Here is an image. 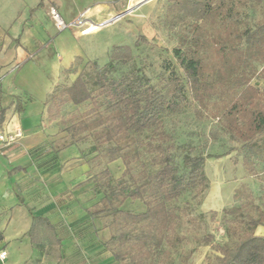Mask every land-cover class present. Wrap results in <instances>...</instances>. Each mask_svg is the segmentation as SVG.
Here are the masks:
<instances>
[{"label":"rangeland","instance_id":"obj_1","mask_svg":"<svg viewBox=\"0 0 264 264\" xmlns=\"http://www.w3.org/2000/svg\"><path fill=\"white\" fill-rule=\"evenodd\" d=\"M81 2L85 4L84 0ZM92 2L93 8L100 4L103 10L91 16L89 9H86L74 19L63 18L68 23L74 22L82 14L81 25L58 30L51 13L52 8H57L48 6L41 19L42 28L33 27L35 48L31 53L35 54L30 59L34 58L38 66L30 68L28 75L36 84V92L45 87L41 81L43 73L53 68L49 66L62 61L59 59L67 60L66 52L76 45L78 48L72 57L74 60L58 79L55 77L57 80L54 81L53 92L55 87L68 86L79 75H83L88 79L93 95H96V88L92 85L96 74L93 62L97 61L104 66L110 61V54L115 47L129 46L132 58L117 63L115 77L140 68L149 76L152 85L164 93L171 85L170 79L177 77L179 86L186 88L187 99L179 111H169L164 115L161 134L153 135L145 131L120 142L127 146L125 149L131 150V174L126 173L123 158L111 161L107 154L109 148L117 143H98L88 131L80 139L72 138V130H69L71 122L67 120L73 114L81 118L91 116L94 112L90 111L94 107L96 112L104 111L105 105L101 98L97 97L82 105L69 103L55 119L47 116L46 109L39 111L43 103L38 100L29 105L23 113L26 124L38 125L40 131H43L42 141L33 152L30 151L40 160L37 168L42 172H50L57 167L59 173L56 171L55 179L59 176L67 182L70 179L76 194L55 199L62 208L73 209L69 214L71 218L59 225L65 245L58 247L46 244L42 248L38 247L23 264H127L125 261H116L106 246L111 236L108 228L112 218L108 213L109 194L121 185L133 188L135 179L132 175L139 176L144 170L156 173L161 165L158 162L161 154L172 155L175 164L181 167L185 153L197 156L222 155L206 160L204 168L209 186L202 193L187 191L173 202L179 208L177 233L181 239L173 245L165 246V250L172 258L169 264L213 262L220 254L213 245L231 240L226 234L229 224L224 219L223 209L243 205L249 200L246 196L242 201L235 200V190L247 185L248 191L255 197L254 204L264 209V144L250 150L244 142L236 141L223 129L221 112L224 102L220 98H212L208 108L201 109V115L197 114L198 103L192 98L185 70L180 65L175 49L185 51L189 47L205 58L208 67L216 66L221 48H244V32L254 29L264 19V8L254 1L213 0L211 13L205 19H197L185 15L182 3L184 5L186 0L180 1L178 6H175L176 0ZM118 14L124 17L115 20ZM101 23L106 24L92 29L93 25ZM54 41L60 48L54 46ZM253 67L252 85L264 90V62H255ZM40 112L41 117L38 116ZM14 130L16 128L11 132ZM245 159L249 163L246 164ZM49 181L43 180V183L48 185ZM221 197L224 201L219 203ZM119 201L117 198L116 202ZM121 206L135 212H143L146 208L144 202L131 198ZM244 209L256 213L253 207ZM261 226L262 230L257 233L263 234L264 225ZM1 237L3 232L0 231V240ZM210 237L212 242L208 241ZM7 256L0 259L3 264H8Z\"/></svg>","mask_w":264,"mask_h":264},{"label":"trees","instance_id":"obj_2","mask_svg":"<svg viewBox=\"0 0 264 264\" xmlns=\"http://www.w3.org/2000/svg\"><path fill=\"white\" fill-rule=\"evenodd\" d=\"M180 1L176 0L175 6L180 5ZM247 1H254L264 8V0ZM212 3L213 0H186L182 7L186 16L205 19L211 13ZM244 39V48H221L216 66L208 67L205 58L189 47L185 51L175 49V54L185 70L192 98L198 103L197 114L201 115V109L208 108L212 98H220L224 102L221 112L223 129L233 139L254 150L264 144V90L252 85L251 81L255 62H264V19L254 29L246 30ZM131 54L129 46L115 47L107 64L101 66L97 61L93 62L96 74L92 85L96 88V95L88 86V79L79 75L68 86L55 87L45 102L48 117L55 119L62 107L70 102L82 105L101 98L104 111L96 112L94 107L91 116L71 115L67 120L71 122L69 130L75 140L88 131L98 143H117L107 154L111 161L123 158L127 174L132 173L131 150L125 149L127 146L120 142L145 131L161 134L164 115L179 111L187 99L186 88L179 86L177 77L170 79L171 85L166 93L152 85L149 76L140 68L115 77L117 63L130 60ZM4 112L5 109L0 111V121L4 119ZM221 155L185 153L180 167L172 155L161 154L158 160L161 165L156 173L144 170L139 176H131L135 179L133 188L123 185L115 188L108 196V213L112 218L108 224L111 236L106 242L115 260L127 264H169L172 258L165 246L181 239L177 233L179 208L173 202L187 191L202 193L209 186L205 162ZM246 162L249 163L247 159ZM247 188L242 185L233 194L238 201L246 196L249 200L245 204L223 209L224 219L229 224L226 234L231 240L213 245L220 254L208 264H264V235L256 232L258 226L264 225V209L254 204L255 197ZM117 198L119 202H116ZM129 198L144 202L145 210L123 209L121 205ZM249 207H253L256 213L251 209L245 211L244 208ZM33 217L29 230L33 242L45 241L49 236L56 238V230L48 218ZM208 241L212 242L211 237Z\"/></svg>","mask_w":264,"mask_h":264},{"label":"crops","instance_id":"obj_3","mask_svg":"<svg viewBox=\"0 0 264 264\" xmlns=\"http://www.w3.org/2000/svg\"><path fill=\"white\" fill-rule=\"evenodd\" d=\"M81 1L0 0V111L5 109L4 119L0 121V131L21 128L25 132L23 138L16 144L6 146L0 152V231L3 232L0 252L3 248L8 252L6 258L8 264H23L34 249L42 248L46 244L58 247L65 245L59 232V225L71 218L72 215L69 214L73 209L62 208L55 199L72 197L76 191L70 179L69 182L60 176L55 179L59 173L57 167L50 172L39 171L37 164L40 160L30 151L33 152L36 145L42 141L43 131H40L38 125L26 124L23 115L29 105L35 104V100L43 103L39 111L46 109L45 102L53 92L54 81L71 65L74 60L72 57L78 48L75 45L66 52L67 60L59 59L62 61L49 66L53 68L45 71L41 79L45 87L42 89L44 84H41L42 90L36 92V84L29 78L30 74L28 75L30 68L38 66L34 58L30 59L35 54L31 53L35 48L33 27L42 28L41 19L48 6H55L67 20L74 19L86 9H89L91 16L103 10L99 3L93 8L92 0H84L85 4ZM55 44L54 41V46L60 48ZM47 179L50 180L47 182L48 185L43 183V180ZM221 199L219 203L224 201L223 197ZM51 210L53 212H50ZM33 216L48 218L56 230V238L49 236L45 241L33 242L29 236ZM261 228V225L258 226L256 232ZM0 264H3L2 260Z\"/></svg>","mask_w":264,"mask_h":264},{"label":"built area","instance_id":"obj_4","mask_svg":"<svg viewBox=\"0 0 264 264\" xmlns=\"http://www.w3.org/2000/svg\"><path fill=\"white\" fill-rule=\"evenodd\" d=\"M52 17H54L55 22H56V27L58 30H63L66 29V27H69L71 25H81L83 22L81 19V15L79 18H77L74 22H67L63 19L61 14L58 12L57 9L52 8ZM114 19H119L118 15ZM111 21V20H110ZM106 23H101L98 24L99 27L103 26ZM23 136V132L21 131L20 128H16L13 132L11 131H0V152L3 151V149L6 146L13 145L18 139H20ZM7 256V251L3 249V251L0 252V259H3Z\"/></svg>","mask_w":264,"mask_h":264},{"label":"bare ground","instance_id":"obj_5","mask_svg":"<svg viewBox=\"0 0 264 264\" xmlns=\"http://www.w3.org/2000/svg\"><path fill=\"white\" fill-rule=\"evenodd\" d=\"M137 2V1H136ZM137 4V3H136ZM96 10V9H95ZM93 11V10H92ZM117 14V13H116ZM130 14V13H129ZM113 17V16H112ZM124 17V16H123ZM122 18V17H121ZM116 20V19H115ZM118 22V21H117ZM93 28L95 29V28H99V25L98 24H95V25H93Z\"/></svg>","mask_w":264,"mask_h":264},{"label":"water","instance_id":"obj_6","mask_svg":"<svg viewBox=\"0 0 264 264\" xmlns=\"http://www.w3.org/2000/svg\"><path fill=\"white\" fill-rule=\"evenodd\" d=\"M144 2V1H143ZM127 12V11H126ZM125 12H123V14H124ZM123 14H118V17L120 18V17H122L123 16Z\"/></svg>","mask_w":264,"mask_h":264}]
</instances>
